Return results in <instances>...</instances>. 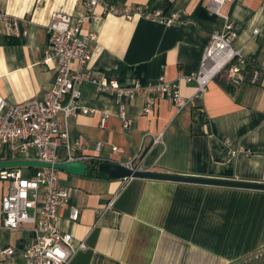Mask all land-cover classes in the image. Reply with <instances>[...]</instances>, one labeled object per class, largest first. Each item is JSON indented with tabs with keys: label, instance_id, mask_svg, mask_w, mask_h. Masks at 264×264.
<instances>
[{
	"label": "crops",
	"instance_id": "crops-1",
	"mask_svg": "<svg viewBox=\"0 0 264 264\" xmlns=\"http://www.w3.org/2000/svg\"><path fill=\"white\" fill-rule=\"evenodd\" d=\"M28 28L25 36H8L0 25V95L9 103L45 97L53 86L57 65L45 61L48 25L54 12L84 18L98 38L92 42L90 79L81 83V103L91 113H79L61 131L68 141L83 138L86 149L58 147L60 161L80 159L90 166L112 161L153 171L264 181V0H228L224 11L235 24L234 47L245 62L235 60L237 74L228 70L212 79L203 97L186 76L199 70L211 33L223 21L207 17L208 0H104L90 19L82 0H0ZM110 5L134 12L137 7L159 10L172 23L137 13L132 18L103 14ZM255 29L259 32L255 34ZM256 71L259 77L255 78ZM180 79L189 103L177 109L160 99L143 113L142 95L125 97L130 130L123 128L119 100L99 89L98 81L116 80L123 89L136 83ZM108 121L101 126L102 118ZM231 142L232 147L226 144ZM103 143L101 151L96 150ZM116 145L120 151H113ZM37 160L36 152L14 154L0 143V161ZM36 167H21L25 176ZM59 170L69 189V203L60 207L59 228L85 240L71 264H264V190H253L155 179H112ZM9 182L0 178V207ZM71 206L80 217L70 218ZM1 210V208H0ZM0 216V264H25L24 251L33 240V226L3 227ZM13 247L7 258L1 249Z\"/></svg>",
	"mask_w": 264,
	"mask_h": 264
},
{
	"label": "built area",
	"instance_id": "built-area-1",
	"mask_svg": "<svg viewBox=\"0 0 264 264\" xmlns=\"http://www.w3.org/2000/svg\"><path fill=\"white\" fill-rule=\"evenodd\" d=\"M228 0H208L206 9L210 16L223 21V28L211 33L205 46L199 70L186 76L188 82H195L196 97H203L209 82L224 70L228 76L237 74L233 62L244 63L245 58L234 47L237 38L235 24L229 13L224 11ZM104 0H82L90 19L97 17L96 7ZM113 13L132 18L134 14H141L166 23H172L175 18L165 15L159 10H146L137 7L134 12L118 9L113 5L105 7L103 14ZM47 27L49 43L45 49V61L55 60L57 72L53 86L42 99L33 98L19 103H9L0 95V143L14 153H27L31 149L36 152L37 160L44 162H59L58 147L66 142L67 146L86 149L83 138L74 142L68 141L67 134L61 131L59 114L64 115L65 123L69 118L79 113H91V109L81 103V83L90 79V63L93 57L91 43L98 38V33L92 28H83L84 18L54 12ZM21 19L12 15L0 3V25L8 36H25L27 27L21 26ZM255 34L259 29H255ZM260 72L256 71L255 78ZM182 77H180L181 79ZM180 79L167 80L164 75L157 83H136L130 88L123 89L116 80L101 79L99 89L114 92L119 100V115L123 119V128L130 130L131 119L126 116L125 97L142 95L144 98L143 113H152L160 99L169 100L177 109L185 107L189 100L180 92ZM108 121L107 115L102 118L101 126ZM227 146L232 147L229 140ZM103 143L98 142L96 150L101 151ZM113 151H120L114 145ZM91 155H83L80 159L92 160ZM78 158H70V160ZM88 163V162H87ZM131 167L141 168L131 161ZM59 169L54 167H39L34 174L25 176L20 168L0 169V178L9 182V189L4 195L0 210L3 227L19 229L22 224L33 226V240L25 249V264H71L74 256L88 248L85 240L75 241L72 233L59 228L58 210L69 203L70 193L66 185L61 182ZM128 181L129 179H124ZM80 217L78 206H71L70 218L77 221ZM15 252L13 247L1 249V253L9 258Z\"/></svg>",
	"mask_w": 264,
	"mask_h": 264
},
{
	"label": "water",
	"instance_id": "water-1",
	"mask_svg": "<svg viewBox=\"0 0 264 264\" xmlns=\"http://www.w3.org/2000/svg\"><path fill=\"white\" fill-rule=\"evenodd\" d=\"M54 167L59 170H64L72 174L83 175L90 165L81 159L65 160L55 163L44 162L39 160H27V159H14L0 161V169L6 168H21V167ZM97 169L101 173L107 174L112 179H131V178H143L144 179H155L172 182H186V183H197L214 186H227L253 190H264V181H249L241 180L236 178H221L202 176L187 173H176V172H163L153 171L147 167H131L125 163L102 161L97 165Z\"/></svg>",
	"mask_w": 264,
	"mask_h": 264
},
{
	"label": "trees",
	"instance_id": "trees-1",
	"mask_svg": "<svg viewBox=\"0 0 264 264\" xmlns=\"http://www.w3.org/2000/svg\"><path fill=\"white\" fill-rule=\"evenodd\" d=\"M205 13H206V16L207 17H213V16H210L209 14H208V12H207V10L205 11ZM100 162H96V163H94V165H92V166H90V169L88 170V175L90 176H96V177H108V175L107 174H105V173H101V172H99L98 171V169H97V165L99 164Z\"/></svg>",
	"mask_w": 264,
	"mask_h": 264
}]
</instances>
